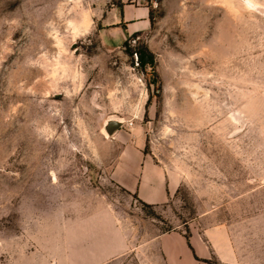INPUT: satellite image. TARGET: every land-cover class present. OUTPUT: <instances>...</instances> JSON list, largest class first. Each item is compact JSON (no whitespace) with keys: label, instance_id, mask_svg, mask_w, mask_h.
<instances>
[{"label":"rangeland","instance_id":"obj_1","mask_svg":"<svg viewBox=\"0 0 264 264\" xmlns=\"http://www.w3.org/2000/svg\"><path fill=\"white\" fill-rule=\"evenodd\" d=\"M141 155L166 204L114 182ZM102 225L129 246L110 264H163L173 230L264 264V0H0V264H62Z\"/></svg>","mask_w":264,"mask_h":264},{"label":"crops","instance_id":"obj_2","mask_svg":"<svg viewBox=\"0 0 264 264\" xmlns=\"http://www.w3.org/2000/svg\"><path fill=\"white\" fill-rule=\"evenodd\" d=\"M141 16L145 26L147 12L141 11ZM128 160L126 171L121 169L112 174L119 187L135 195L141 203L154 207L166 204L174 196L179 183L170 171L142 155ZM98 228L88 237L87 244L73 249L62 264H110L128 251L129 246L120 235L111 233L104 225ZM184 234L173 230L153 239L151 244L158 249L163 264H210L212 250L202 235L189 231L186 239Z\"/></svg>","mask_w":264,"mask_h":264},{"label":"trees","instance_id":"obj_3","mask_svg":"<svg viewBox=\"0 0 264 264\" xmlns=\"http://www.w3.org/2000/svg\"><path fill=\"white\" fill-rule=\"evenodd\" d=\"M135 54L138 56V66L145 67L148 65L149 67L154 69V57L152 54L147 53L144 50H138ZM184 236L186 237V239H188L189 237L188 230L185 231Z\"/></svg>","mask_w":264,"mask_h":264},{"label":"water","instance_id":"obj_4","mask_svg":"<svg viewBox=\"0 0 264 264\" xmlns=\"http://www.w3.org/2000/svg\"><path fill=\"white\" fill-rule=\"evenodd\" d=\"M122 125V121L116 119H108L105 121L102 127L103 133L110 137L112 136Z\"/></svg>","mask_w":264,"mask_h":264},{"label":"bare ground","instance_id":"obj_5","mask_svg":"<svg viewBox=\"0 0 264 264\" xmlns=\"http://www.w3.org/2000/svg\"><path fill=\"white\" fill-rule=\"evenodd\" d=\"M121 121V120H120ZM105 135V134H104ZM106 136V135H105ZM107 137V136H106Z\"/></svg>","mask_w":264,"mask_h":264}]
</instances>
